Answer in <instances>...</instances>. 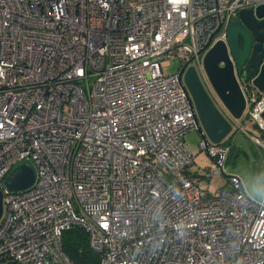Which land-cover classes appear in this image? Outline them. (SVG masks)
I'll return each instance as SVG.
<instances>
[{"label":"built area","instance_id":"obj_1","mask_svg":"<svg viewBox=\"0 0 264 264\" xmlns=\"http://www.w3.org/2000/svg\"><path fill=\"white\" fill-rule=\"evenodd\" d=\"M262 2L0 0V264H74L62 249L73 227L97 264H264V202L237 176L212 193L198 185L183 142L197 128L192 104L180 70L160 66H193L232 128L203 57ZM239 85L264 134V93ZM199 146L222 173L229 145ZM28 162L32 186L9 191Z\"/></svg>","mask_w":264,"mask_h":264},{"label":"water","instance_id":"obj_2","mask_svg":"<svg viewBox=\"0 0 264 264\" xmlns=\"http://www.w3.org/2000/svg\"><path fill=\"white\" fill-rule=\"evenodd\" d=\"M185 67L179 78L192 104L196 129L206 144H220L231 132V125L212 102L195 68ZM203 69L221 103L233 119H240L246 100L239 79L251 81L264 93V2L239 11L237 19L229 23L226 40H218L205 52ZM261 116L264 118V113ZM34 179V169L24 163L11 171L4 184L9 191L19 192L31 187ZM2 211L0 192V218Z\"/></svg>","mask_w":264,"mask_h":264},{"label":"rangeland","instance_id":"obj_3","mask_svg":"<svg viewBox=\"0 0 264 264\" xmlns=\"http://www.w3.org/2000/svg\"><path fill=\"white\" fill-rule=\"evenodd\" d=\"M160 66L163 75L169 76L181 69L182 61L172 57L164 59ZM94 80L95 78H89V84L92 85ZM234 120L231 132L220 143L222 145L229 142L230 148L220 174L213 173L215 162L206 150L200 148L202 137L198 130L188 131L183 136V142L190 147L194 156V163L189 167V171L198 185L210 193L216 189L224 188L227 185L228 176H237L242 180L245 191L251 199L264 202V195L257 194L264 191V147L256 146L250 139L251 136L261 138L264 134L245 115ZM241 127H244L245 132L239 130ZM208 144L212 145L209 141ZM29 164L32 165L31 162ZM32 167L34 166L32 165Z\"/></svg>","mask_w":264,"mask_h":264},{"label":"trees","instance_id":"obj_4","mask_svg":"<svg viewBox=\"0 0 264 264\" xmlns=\"http://www.w3.org/2000/svg\"><path fill=\"white\" fill-rule=\"evenodd\" d=\"M62 249L74 264L98 263L97 254L89 246L87 233L79 227H73L63 232Z\"/></svg>","mask_w":264,"mask_h":264},{"label":"clouds","instance_id":"obj_5","mask_svg":"<svg viewBox=\"0 0 264 264\" xmlns=\"http://www.w3.org/2000/svg\"><path fill=\"white\" fill-rule=\"evenodd\" d=\"M257 194H259V195H264V191H262V192H258Z\"/></svg>","mask_w":264,"mask_h":264},{"label":"crops","instance_id":"obj_6","mask_svg":"<svg viewBox=\"0 0 264 264\" xmlns=\"http://www.w3.org/2000/svg\"><path fill=\"white\" fill-rule=\"evenodd\" d=\"M262 137H264V136H262ZM262 137H261V140H262ZM243 183V182H242Z\"/></svg>","mask_w":264,"mask_h":264}]
</instances>
